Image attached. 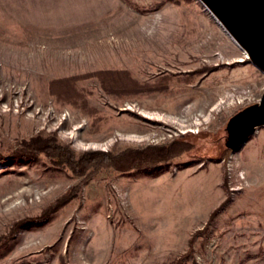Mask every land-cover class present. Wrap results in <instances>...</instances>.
<instances>
[{
  "label": "rangeland",
  "instance_id": "1",
  "mask_svg": "<svg viewBox=\"0 0 264 264\" xmlns=\"http://www.w3.org/2000/svg\"><path fill=\"white\" fill-rule=\"evenodd\" d=\"M100 70L131 81L106 88ZM263 90L199 0H0V264H264V126L224 148L228 118ZM33 137L76 153L194 148L86 180L27 155ZM224 177L230 202L206 224ZM76 185L45 222L12 227Z\"/></svg>",
  "mask_w": 264,
  "mask_h": 264
},
{
  "label": "trees",
  "instance_id": "2",
  "mask_svg": "<svg viewBox=\"0 0 264 264\" xmlns=\"http://www.w3.org/2000/svg\"><path fill=\"white\" fill-rule=\"evenodd\" d=\"M94 74L99 76L103 86L109 89H122V86L126 83L125 81H131L125 71L100 70ZM22 143L25 144V146L27 145L26 147L29 153H27V155H34L42 152L49 158L54 166L67 167L74 176L83 177L86 180L99 172L102 168H111L120 173L151 169L161 164H167L172 159L194 148L193 142L182 139V137L173 139L165 144H148L139 148L129 146L119 151L85 150L80 153H76L68 145L60 143L54 137H33L29 141ZM24 148L25 147L21 144L18 146L17 151H27L23 150ZM226 152H228V150L225 151L223 155ZM222 186L226 191V196L211 211L206 224H208L217 212L222 210L230 202L225 177L223 178ZM77 187L76 185L68 188L53 203L49 204L39 216L27 217L16 221L12 227L45 222L51 212L57 210L74 196ZM193 237L194 234L189 238L188 250L192 248ZM180 258L181 257H178L174 260L173 264H178Z\"/></svg>",
  "mask_w": 264,
  "mask_h": 264
},
{
  "label": "water",
  "instance_id": "3",
  "mask_svg": "<svg viewBox=\"0 0 264 264\" xmlns=\"http://www.w3.org/2000/svg\"><path fill=\"white\" fill-rule=\"evenodd\" d=\"M199 1L238 43L247 59L264 73V0ZM260 126H264V90L257 102L228 118L225 147L237 150Z\"/></svg>",
  "mask_w": 264,
  "mask_h": 264
},
{
  "label": "bare ground",
  "instance_id": "4",
  "mask_svg": "<svg viewBox=\"0 0 264 264\" xmlns=\"http://www.w3.org/2000/svg\"><path fill=\"white\" fill-rule=\"evenodd\" d=\"M200 2V1H199ZM201 3V2H200ZM202 4V3H201ZM203 5V4H202ZM204 6V5H203ZM206 9V8H205ZM207 10V9H206ZM208 11V10H207ZM210 15L214 18V20L216 21L217 24H219V26L222 28V30L229 36V38L231 39V41L236 44L238 47H240L238 45V43L233 39V37L227 32V30L223 27V25L215 18V16L210 12ZM241 48V47H240ZM243 51V50H242ZM244 52V51H243ZM246 55V54H245Z\"/></svg>",
  "mask_w": 264,
  "mask_h": 264
},
{
  "label": "built area",
  "instance_id": "5",
  "mask_svg": "<svg viewBox=\"0 0 264 264\" xmlns=\"http://www.w3.org/2000/svg\"><path fill=\"white\" fill-rule=\"evenodd\" d=\"M230 189H231V190H234V189H237V188H235V187L231 186V187H230Z\"/></svg>",
  "mask_w": 264,
  "mask_h": 264
},
{
  "label": "flooded vegetation",
  "instance_id": "6",
  "mask_svg": "<svg viewBox=\"0 0 264 264\" xmlns=\"http://www.w3.org/2000/svg\"><path fill=\"white\" fill-rule=\"evenodd\" d=\"M224 137H225V136H224ZM224 148H226L225 145H224Z\"/></svg>",
  "mask_w": 264,
  "mask_h": 264
}]
</instances>
